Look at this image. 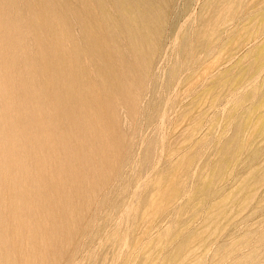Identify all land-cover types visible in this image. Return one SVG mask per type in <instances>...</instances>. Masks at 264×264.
<instances>
[{"label":"rangeland","instance_id":"rangeland-1","mask_svg":"<svg viewBox=\"0 0 264 264\" xmlns=\"http://www.w3.org/2000/svg\"><path fill=\"white\" fill-rule=\"evenodd\" d=\"M0 264H264V0H0Z\"/></svg>","mask_w":264,"mask_h":264}]
</instances>
